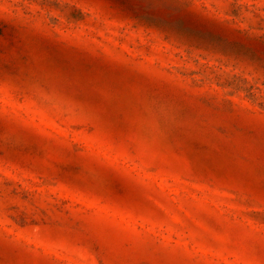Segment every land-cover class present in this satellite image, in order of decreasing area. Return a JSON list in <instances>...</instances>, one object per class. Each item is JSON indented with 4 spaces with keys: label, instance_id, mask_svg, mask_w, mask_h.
<instances>
[{
    "label": "rangeland",
    "instance_id": "rangeland-1",
    "mask_svg": "<svg viewBox=\"0 0 264 264\" xmlns=\"http://www.w3.org/2000/svg\"><path fill=\"white\" fill-rule=\"evenodd\" d=\"M0 264H264V0H0Z\"/></svg>",
    "mask_w": 264,
    "mask_h": 264
}]
</instances>
